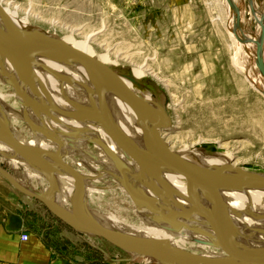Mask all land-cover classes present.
Instances as JSON below:
<instances>
[{"label": "rangeland", "instance_id": "1", "mask_svg": "<svg viewBox=\"0 0 264 264\" xmlns=\"http://www.w3.org/2000/svg\"><path fill=\"white\" fill-rule=\"evenodd\" d=\"M0 1L16 9L17 20L27 17L29 32L43 31L61 40L73 35L76 40L87 39L95 54H109L113 62L105 65L148 90L151 102L169 115L172 126L161 135L171 149L190 147L204 157L230 153L233 165L264 176V95L254 83L260 77L255 68L254 41L260 34L257 19L264 12V0H252L256 18L249 0H231L239 10L238 28L234 27V14L227 0H93L97 5L88 4L87 9H74L72 4L55 0ZM140 66L144 74L137 77L134 70ZM9 83H0L1 92H9ZM8 97L11 110L20 115L22 112L14 110L19 102H14L10 94ZM20 124L23 129L36 127L24 120ZM84 146L83 152L95 153L92 141ZM7 154L1 151L0 157L14 159ZM75 158L79 156L75 154ZM72 159L66 157L69 163ZM0 165L12 174L9 164ZM118 169L112 189L104 184L112 178L102 177L103 168L97 169L101 174L93 184L101 192L93 194V198L85 194L88 210L91 214L111 212L128 224H140L136 216L125 211L135 202L127 191L125 195L122 192L121 168ZM41 178L48 187L46 175ZM0 186L3 192L19 195L1 176ZM68 204L70 207L69 201ZM128 232L139 236L143 233L133 229ZM46 233L44 238L59 237L68 246L77 245L93 257L96 254L99 262L105 259L107 264H166L129 254L67 224H60L55 234ZM89 242L102 252L92 249Z\"/></svg>", "mask_w": 264, "mask_h": 264}, {"label": "bare ground", "instance_id": "2", "mask_svg": "<svg viewBox=\"0 0 264 264\" xmlns=\"http://www.w3.org/2000/svg\"><path fill=\"white\" fill-rule=\"evenodd\" d=\"M8 4L9 2L4 7L16 30L19 33L29 30L30 26L26 24L27 17L17 20L16 9H9ZM41 33L47 34L43 31ZM62 40L96 57L104 64L113 62L107 53L95 54L93 48L87 45V39L81 41L74 39L73 35H66ZM254 46L256 53L255 43ZM0 68L6 72L0 70V83L10 82L12 85L9 92H1L0 89V126L6 124L13 136L22 143L53 150L68 163L66 157H72V163L69 164L83 176L85 194L86 196L87 193L90 194L91 198L93 194L98 195L101 192L94 189L93 183L99 181L97 176L102 173V177L112 178L104 182L106 187L112 189L118 178L116 170L121 168L119 181L122 180V192L124 195L128 193L135 202L128 204L125 211L136 216L140 224H128L111 212L93 211L92 216L97 222L125 235L159 238L175 249L196 255L215 258L223 256L205 217L189 212L195 205L210 211V198L206 190L198 185L190 186L189 179L174 170L156 166L150 170L139 167L104 133L100 122L73 118L60 113L81 114L88 111L99 113L96 85L81 64L67 57L51 54H24L21 57V66L17 68L0 53ZM255 68L258 70L256 66ZM134 74L137 77L142 76L144 74L142 67L135 69ZM259 76L254 83L256 89L264 95V79L260 72ZM122 79L133 91L150 102L151 107L155 105L151 102L152 96L148 90L138 87L126 77ZM9 94L14 97V102H19L14 110L22 112L20 115L11 110L13 106L8 100ZM103 98L105 116L116 133L140 151L148 153V144L128 105L106 87H103ZM162 112L167 114L165 110ZM150 119L148 120L151 121ZM23 120L36 127L23 129L20 124ZM69 132L71 136L67 135ZM161 136L163 138V135ZM88 140L95 144L94 154L89 151L83 152L86 150L84 143ZM0 151L7 152L9 156L13 154V149L1 141ZM174 151L191 163L217 174L226 176L236 174L228 168V165L234 163L231 161L234 158L230 153L204 157L190 147ZM75 154L79 159L75 158ZM0 162L9 164L12 174L16 175L22 184H27L33 189L46 188L39 168L29 167L26 164L29 163L27 160L17 157L6 161L0 157ZM94 163H97V168H94ZM99 167L103 168L101 173L97 170ZM53 174L58 184L53 194L54 198L68 208L73 188L72 179L58 168ZM68 186L69 193L66 194ZM216 189L225 206L226 231L231 241L244 249H264V186L217 185ZM131 229L142 230L143 233L139 236L128 232Z\"/></svg>", "mask_w": 264, "mask_h": 264}, {"label": "water", "instance_id": "3", "mask_svg": "<svg viewBox=\"0 0 264 264\" xmlns=\"http://www.w3.org/2000/svg\"><path fill=\"white\" fill-rule=\"evenodd\" d=\"M227 1L234 14V27L238 28L239 10L231 0ZM249 1L250 9L256 18L252 0ZM257 21L260 26V35L254 41L257 47L255 60L256 67L264 79V12ZM0 24V53L15 67L20 68L21 57L24 54H51L67 57L78 62L94 81L97 88L99 113L89 111L81 114L60 113L73 118L100 122L104 133L139 167L151 169L156 166L174 170L185 175L189 179L190 186L198 185L207 191L210 198V211L195 205L189 212L205 217L223 256L215 258L196 255L175 249L162 239L125 235L97 222L87 207L85 180L81 173L66 162L59 153L22 143L13 136L5 124L0 126V141L13 149V154L8 157H20L27 160L30 165L39 168L42 174L46 175L49 182V186L44 190L40 188L33 189L19 182L0 165V176L11 187L26 197L40 201L65 224L82 233L98 236L129 254L155 259L166 264H264V249L240 248L228 237L225 206L216 189L217 185L232 187L244 185L264 186V176L250 174L242 167L233 164L228 165V168L235 172V175H220L191 163L172 150L161 136V131H165L172 126L169 115L163 114L155 105L151 107L150 102L133 91L117 73L99 59L48 34L37 31L19 33L1 1ZM103 87L113 91L131 109L135 121L140 127L141 134L148 144V153H144L131 145L121 135L117 134L111 126L105 116L103 107ZM149 118H151V121L148 120ZM56 168L63 170L72 179L73 188L70 193V207L68 208L59 204L53 195L58 188L53 174Z\"/></svg>", "mask_w": 264, "mask_h": 264}, {"label": "crops", "instance_id": "4", "mask_svg": "<svg viewBox=\"0 0 264 264\" xmlns=\"http://www.w3.org/2000/svg\"><path fill=\"white\" fill-rule=\"evenodd\" d=\"M57 1L72 4L74 9L97 5L93 0ZM60 224L65 223L40 201L21 193L3 192L0 186V264H107L105 259L99 262L96 254L93 257L77 245L68 246L59 237L44 238L46 231L55 234ZM22 234L28 235L27 240L21 239ZM91 247L100 250L95 245Z\"/></svg>", "mask_w": 264, "mask_h": 264}, {"label": "built area", "instance_id": "5", "mask_svg": "<svg viewBox=\"0 0 264 264\" xmlns=\"http://www.w3.org/2000/svg\"><path fill=\"white\" fill-rule=\"evenodd\" d=\"M27 238H28V235L27 234H22V236H21V239L22 240H27Z\"/></svg>", "mask_w": 264, "mask_h": 264}]
</instances>
